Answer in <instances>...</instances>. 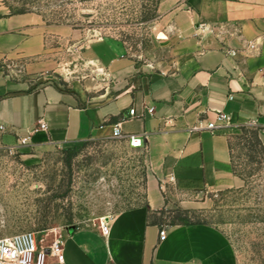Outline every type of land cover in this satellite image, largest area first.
I'll use <instances>...</instances> for the list:
<instances>
[{
	"label": "crops",
	"instance_id": "crops-1",
	"mask_svg": "<svg viewBox=\"0 0 264 264\" xmlns=\"http://www.w3.org/2000/svg\"><path fill=\"white\" fill-rule=\"evenodd\" d=\"M160 11L170 69L147 70L112 43L94 41L79 56L93 66L92 78L65 91L24 75L40 66L29 59L45 52L39 16L0 7V144L16 145L41 122L48 130L31 134L28 145L112 138L120 124L126 144L141 138L135 150L148 164L145 204L119 213L104 231H69L62 262L49 264H234L218 228L165 226L154 216L172 206L199 208L206 194L242 186L232 137L241 126L264 129V0H163ZM220 114L230 124L209 130Z\"/></svg>",
	"mask_w": 264,
	"mask_h": 264
},
{
	"label": "rangeland",
	"instance_id": "rangeland-1",
	"mask_svg": "<svg viewBox=\"0 0 264 264\" xmlns=\"http://www.w3.org/2000/svg\"><path fill=\"white\" fill-rule=\"evenodd\" d=\"M162 2L0 0V7L7 15L39 16L44 28L45 52L29 59L40 66L24 75L73 91L92 78L93 66L82 65L79 56L94 41L112 43L147 70L170 69ZM232 153L240 188L206 194L199 208L172 206L154 220L165 226H214L229 239L234 264H264V129L239 127ZM148 174L144 154L111 137L64 145L0 144V238L33 232L54 239L69 229L70 234L104 231L119 213L145 204Z\"/></svg>",
	"mask_w": 264,
	"mask_h": 264
},
{
	"label": "built area",
	"instance_id": "built-area-1",
	"mask_svg": "<svg viewBox=\"0 0 264 264\" xmlns=\"http://www.w3.org/2000/svg\"><path fill=\"white\" fill-rule=\"evenodd\" d=\"M149 113L152 114L153 109H150ZM130 114L134 116L135 111L131 110ZM230 122L231 118L229 116L220 114L217 116L216 122L209 124L208 129L212 131L222 129L230 124ZM47 130V124L41 122L31 134ZM4 131L5 127L0 126V133ZM31 134L26 138L20 139L18 141L19 145H28L31 140ZM112 138L118 140L124 138L120 124L114 126ZM128 143L132 149H139L143 146L141 138L137 136H130ZM165 238L166 231L162 230L160 232V240L163 241ZM63 247L64 240L62 237L49 239L48 234L24 232L8 238H0V264H48V258L57 259L59 262H62Z\"/></svg>",
	"mask_w": 264,
	"mask_h": 264
},
{
	"label": "water",
	"instance_id": "water-1",
	"mask_svg": "<svg viewBox=\"0 0 264 264\" xmlns=\"http://www.w3.org/2000/svg\"><path fill=\"white\" fill-rule=\"evenodd\" d=\"M69 231H70V229H69ZM75 231V230H74Z\"/></svg>",
	"mask_w": 264,
	"mask_h": 264
}]
</instances>
